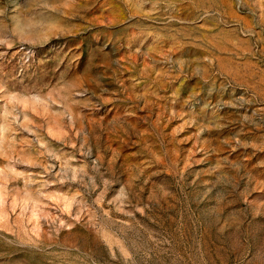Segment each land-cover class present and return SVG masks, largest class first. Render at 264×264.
Returning a JSON list of instances; mask_svg holds the SVG:
<instances>
[{"label": "rangeland", "instance_id": "374dc122", "mask_svg": "<svg viewBox=\"0 0 264 264\" xmlns=\"http://www.w3.org/2000/svg\"><path fill=\"white\" fill-rule=\"evenodd\" d=\"M0 264H264V0H0Z\"/></svg>", "mask_w": 264, "mask_h": 264}]
</instances>
